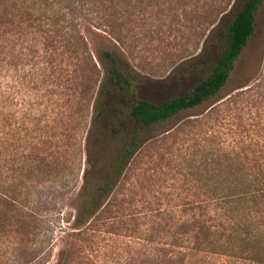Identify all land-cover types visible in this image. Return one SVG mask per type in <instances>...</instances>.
I'll list each match as a JSON object with an SVG mask.
<instances>
[{
	"label": "trees",
	"instance_id": "1",
	"mask_svg": "<svg viewBox=\"0 0 264 264\" xmlns=\"http://www.w3.org/2000/svg\"><path fill=\"white\" fill-rule=\"evenodd\" d=\"M130 1L0 0V228H25L39 211L56 206L45 192L42 194L41 183L45 188L50 178L65 176L62 142L57 141L56 155L48 146L37 149L36 163L30 149L32 104L39 100L33 88L44 89L42 84L52 80L66 90L74 83L75 95L91 108L84 139V169H79L69 183L61 179L54 190L60 198H67L66 205L71 208L66 211L62 229L63 239L70 241L60 249L54 264H264L261 138L246 142L245 138L213 136L201 144L195 140L191 149L188 145L183 151L176 147V174L181 184L176 187L175 215H167L162 209L158 222L164 227L144 229L148 239L129 235L128 255L119 254L107 263L92 253L91 248L101 253L97 241L120 234L114 228L120 223L123 228L133 219L124 217L130 201L118 195L125 194V175L135 170L132 163L153 144L150 129L202 104L225 86L253 36L263 2L242 0L228 17L225 39L207 76L178 95L153 101L138 95L140 75L124 53L101 43L95 58L80 30L90 24L116 38L109 29L110 20L123 21ZM198 60L185 68L192 72L200 64ZM78 68L81 73L75 74ZM41 95L44 98L46 94ZM195 121L181 124L178 131L190 135L192 129L185 131L186 124L199 125ZM18 139L24 144L21 152ZM21 175L32 178V182L21 183ZM31 188L38 192L33 198L29 197ZM23 190L25 196L21 198ZM127 190L133 191L131 183ZM151 221L157 223L156 219ZM168 222L176 228L165 229ZM145 240L151 244L145 245Z\"/></svg>",
	"mask_w": 264,
	"mask_h": 264
},
{
	"label": "rangeland",
	"instance_id": "2",
	"mask_svg": "<svg viewBox=\"0 0 264 264\" xmlns=\"http://www.w3.org/2000/svg\"><path fill=\"white\" fill-rule=\"evenodd\" d=\"M241 4L242 0H131L125 8L123 21L121 18L110 20L109 29L118 40L90 24L83 25L80 30L95 58L101 43L124 53L131 67L140 75L138 95L160 101L192 88L197 79L209 74L225 39L226 21ZM101 28L107 29L105 26ZM198 56L199 60H194ZM197 60L200 64L192 72L190 68H185ZM80 73L78 68L75 74ZM41 87L45 88H33L39 100L34 99L32 104L31 159L34 158L32 161L36 163L37 149L45 146L56 155L57 141H61L65 176L50 178L49 182H45L49 185L45 188L41 183L42 194L45 192L51 203L56 202V206L39 211V215L35 219L30 218L25 228L15 225L0 228V264H54L60 249L68 246L65 243L70 241L67 237L63 239L65 234L62 229H65L66 211L71 208L66 205L67 198H60L54 190L58 189L61 179L69 183L79 169L81 172L84 169V139L90 124L91 108L83 105L75 95L74 83L72 87L68 84L66 90L52 80H46ZM43 92L46 94L44 98L41 95ZM216 105L220 107L214 111ZM190 120H197L194 123L201 126L186 124L185 131L192 130L188 133L190 135L183 136L178 127ZM148 135L153 144L137 158L139 161L132 163L135 170L125 175V194L118 195L130 201L125 205L124 217L126 220L128 217L133 219L123 228V223L114 228L120 234L97 241V245L102 247L101 253L91 248L99 261L109 263L119 254L128 255L131 246L126 243L132 239L129 235H141L148 239L150 236H144V229L150 231L154 226L157 230L163 228L158 222V213L162 209L167 215H175L176 187L181 184L176 174V147L183 151L188 145L191 149L195 140L201 144L213 136L220 139L245 138L246 142L249 138L264 139V0L256 14L253 36L236 60L235 69L225 86L202 104L182 110L169 120L153 126ZM17 143L21 152L24 144L19 139ZM241 146L243 144L239 148ZM19 179L23 184L32 182V178L24 175ZM130 183L133 186L131 192L127 190ZM36 189H30V198L36 196ZM24 191L21 198L25 196ZM132 212L135 216H131ZM153 219L157 223H152ZM168 227L174 229L176 224L168 222L165 229ZM82 243L91 245L86 241ZM143 243L147 246L151 244L147 240Z\"/></svg>",
	"mask_w": 264,
	"mask_h": 264
}]
</instances>
